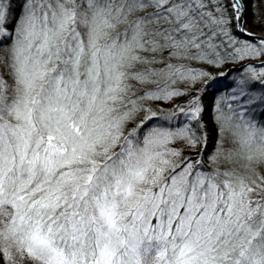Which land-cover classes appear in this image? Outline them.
Here are the masks:
<instances>
[{
    "label": "snow or ice",
    "instance_id": "obj_1",
    "mask_svg": "<svg viewBox=\"0 0 264 264\" xmlns=\"http://www.w3.org/2000/svg\"><path fill=\"white\" fill-rule=\"evenodd\" d=\"M0 264H264V0H0Z\"/></svg>",
    "mask_w": 264,
    "mask_h": 264
},
{
    "label": "trees",
    "instance_id": "obj_2",
    "mask_svg": "<svg viewBox=\"0 0 264 264\" xmlns=\"http://www.w3.org/2000/svg\"><path fill=\"white\" fill-rule=\"evenodd\" d=\"M252 11H254V9H250L249 10V14H248V17H247V21H248V24H249V27H250V30L252 31H260V29L258 27H256V20H254L252 18ZM234 66L233 65H229L228 67L226 68H223V69H216V68H208L206 69L207 71H210L212 72L213 75L217 76V78H219L218 76V72L219 71H224L226 74L230 71H232V74L231 75H226L223 80H224V85H222V88H221V93H224V92H227V91H230V89L227 88V85H229L230 83H233L234 81V78H235V75H234ZM205 121H210L211 119V113L208 112V114L204 117ZM211 145H209V151H211Z\"/></svg>",
    "mask_w": 264,
    "mask_h": 264
},
{
    "label": "rangeland",
    "instance_id": "obj_3",
    "mask_svg": "<svg viewBox=\"0 0 264 264\" xmlns=\"http://www.w3.org/2000/svg\"><path fill=\"white\" fill-rule=\"evenodd\" d=\"M251 31H252V30H251ZM255 32H259V31H255ZM233 66H234V65H233ZM234 67H236V66H234ZM234 75H235V77H236V75H237V73H236L235 71H234ZM223 78H224V77H219V78H218V81H219L218 87H219L220 90H221V88H222V85H224V80H223ZM181 90H184L183 87H181ZM219 94H223V93L220 92V93H218V95H219ZM207 97H208L209 99H207ZM187 98H188V97H181V98H179V99L177 100V103H179V102L182 101V100H187ZM203 103H204V105H205V107H206L207 109H211V108L213 107V104H214V97H213V95H212L211 93L207 94V95L204 97ZM168 106H171V105H168ZM160 107H165V105L161 104ZM209 113H211V112L209 111ZM207 114H208V112L205 113L204 117H205ZM204 119H205V118H204ZM204 121H205V120H204ZM205 122H208V121H205Z\"/></svg>",
    "mask_w": 264,
    "mask_h": 264
},
{
    "label": "water",
    "instance_id": "obj_4",
    "mask_svg": "<svg viewBox=\"0 0 264 264\" xmlns=\"http://www.w3.org/2000/svg\"><path fill=\"white\" fill-rule=\"evenodd\" d=\"M207 99H209V98L207 97Z\"/></svg>",
    "mask_w": 264,
    "mask_h": 264
}]
</instances>
